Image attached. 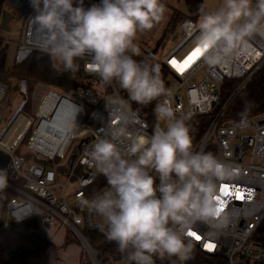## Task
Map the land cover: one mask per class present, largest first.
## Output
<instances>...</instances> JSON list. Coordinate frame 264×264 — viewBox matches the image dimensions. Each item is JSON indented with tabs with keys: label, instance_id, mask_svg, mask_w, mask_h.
<instances>
[{
	"label": "built area",
	"instance_id": "1",
	"mask_svg": "<svg viewBox=\"0 0 264 264\" xmlns=\"http://www.w3.org/2000/svg\"><path fill=\"white\" fill-rule=\"evenodd\" d=\"M7 1L26 12L15 56V64H19L41 49L35 27L29 22V0ZM98 2L85 0V5ZM196 24L197 18H184L168 51L147 60L159 64L160 72L169 68L163 80L172 91L170 103L177 116L206 119L194 149L213 152L236 166L237 171L231 179L218 182V188L226 185L231 193L224 196L219 192L227 217L219 221L221 226L197 224L193 231L201 238L187 237L193 245L190 259L181 262L175 257L163 261L156 258V264H264V106L234 107L264 69V35L253 36L245 50L220 64L210 66L198 58L181 73L170 60L183 62L194 50ZM141 34L152 40V29ZM161 36L162 32L156 39ZM77 63L79 69L70 73L78 85L71 91L50 86L33 107L29 82L20 79L17 93L22 99L0 128V171L6 172L5 189L12 193L0 211V236L15 232L27 243L6 246L5 260L0 264H31L28 259L52 247L62 230L64 240L72 232L81 243L79 264H125L117 248L95 246L87 235L102 232V221L82 209L79 200L82 196L91 198L107 187V183L98 185L106 178L95 171L88 152L106 131L105 97L117 94L126 101L133 116L147 125L149 134L157 123L155 105L164 98L136 105L115 83L102 87L88 67L87 56ZM7 91L0 83V102ZM2 120L0 114V124ZM237 192L242 199L236 198Z\"/></svg>",
	"mask_w": 264,
	"mask_h": 264
},
{
	"label": "clouds",
	"instance_id": "2",
	"mask_svg": "<svg viewBox=\"0 0 264 264\" xmlns=\"http://www.w3.org/2000/svg\"><path fill=\"white\" fill-rule=\"evenodd\" d=\"M39 47L63 71L75 72L86 56L101 86L114 83L129 100L155 105L151 134L130 105L117 94L105 97L108 123L88 156L107 187L79 206L98 216L100 230L114 241L125 264H156L190 259L189 232L199 224L220 227L218 182L231 179L236 166L211 151L195 150L188 116H177L159 64L137 61L139 33L165 17L162 0H29ZM194 49L207 65H217L245 50L253 36L264 35V0H220L200 9ZM197 58V59H198ZM8 186L0 171V190Z\"/></svg>",
	"mask_w": 264,
	"mask_h": 264
},
{
	"label": "trees",
	"instance_id": "3",
	"mask_svg": "<svg viewBox=\"0 0 264 264\" xmlns=\"http://www.w3.org/2000/svg\"><path fill=\"white\" fill-rule=\"evenodd\" d=\"M5 0H0V6ZM205 0H184L187 8V14L174 9L167 25L165 26V32L162 35L164 40H161L165 44L169 37H171L175 28L180 24V22L191 16L197 18L200 15V9L204 6ZM163 44V45H164ZM8 43H5L0 38V83L9 85L11 88L12 81L17 82L20 79H27L30 86V100H31V90L35 84H41L44 86H53L58 89L65 91H71L74 89L79 81L75 79L70 71H63L62 69L54 66L52 59L44 52L35 51L26 61L15 64L12 69L8 70L6 58H7ZM154 57V56H152ZM150 57V58H152ZM133 58H142L139 56H134ZM169 73V68L165 67L161 72L162 79ZM19 82V81H18ZM17 85L13 88L17 89ZM136 105H140L135 103ZM264 69L263 71L255 77V79L249 84L247 89L242 93L241 99L235 104V108H249L256 105L263 107L264 105ZM260 107V108H261ZM149 109V108H147ZM207 121L201 117H193L186 120V124L189 127L190 135L192 137L193 144L199 138L203 132ZM107 183L106 179L99 182V186ZM12 196V193L3 189L0 190V211L3 209L5 202ZM87 235L91 237L93 243H99L102 247H113L117 248L116 245L109 242L105 238V234L100 231L88 232ZM97 240V241H96ZM69 238L65 239L63 246L69 244Z\"/></svg>",
	"mask_w": 264,
	"mask_h": 264
},
{
	"label": "rangeland",
	"instance_id": "4",
	"mask_svg": "<svg viewBox=\"0 0 264 264\" xmlns=\"http://www.w3.org/2000/svg\"><path fill=\"white\" fill-rule=\"evenodd\" d=\"M219 2L220 0H205L204 7L210 8V9L215 8L219 4ZM178 8L182 12L184 13L186 12L187 8L183 0L179 1ZM3 10L9 11L13 16L11 19L8 20V25L10 27L9 30H5L0 27V38L5 43H8L6 63H7L8 70H10V67L12 69V67L15 65V56H16V51H17V46H18L17 43L19 42V39L21 36V30H22L26 12L20 10L19 8L15 7L13 4L5 0L3 4L0 6V21H1V15H2ZM168 15H169L168 13H165L164 19L159 24H156L152 28L153 34L151 35L152 36L151 41L146 40L145 36L142 35L141 33L138 34L135 42L137 43L140 49L141 54L139 55V57L146 58V59L152 56L162 57L168 51V49L174 44L173 36L180 33V24H178V26L175 28L174 34L168 38L165 44L161 42V40H164L162 39L163 35L159 37L158 40L156 39L158 38L161 32L162 33L163 31L165 32V29H166L165 26L168 23L166 21L167 20L169 21ZM199 17L200 15L197 17V22L199 20ZM53 64H55L54 61H53ZM17 82L12 81V86L15 87L17 85ZM6 87L8 90L7 94L3 98V100L0 102V114L3 117V120L0 124V128L4 127L7 124V122L10 120L11 116L13 115L16 106L19 104V102L22 99V97L17 93V89L13 87L11 88L9 85H6ZM49 88L50 87L41 85L39 83L35 84L31 90L30 106L33 107L38 102H40ZM18 121H20V119H18ZM12 130L13 128L11 129V131ZM23 150L26 151V148H24ZM12 233L15 234V236L13 234L7 233L0 237V260L3 262L5 260V249H4L6 247L5 244L6 243L9 244L17 240L16 233L15 232H12ZM64 234H65V231L62 230L60 234L57 236L55 240V245L57 246V248H55L56 250L52 251V248H48V250L43 253L44 255H42V257L36 264H76V262H78V258H79L78 256L80 255L79 252L81 250V243L76 239V237L74 236L72 232H68L67 235H68L70 243L64 247L63 246L59 247L60 244L65 243V240L63 239ZM89 240H90V243H92L95 246L100 245L98 242L93 243L91 241V237H89Z\"/></svg>",
	"mask_w": 264,
	"mask_h": 264
},
{
	"label": "snow or ice",
	"instance_id": "5",
	"mask_svg": "<svg viewBox=\"0 0 264 264\" xmlns=\"http://www.w3.org/2000/svg\"><path fill=\"white\" fill-rule=\"evenodd\" d=\"M200 52H201V50L197 47L183 60V62H178L175 59H172V60H170V63L174 68H176L178 71H180L182 73L187 67H189L191 65V63H193L198 58V56L200 55ZM219 192L224 196L231 195V193L227 190L226 185H221L219 188ZM236 198L242 199L243 196H242V194L237 192ZM216 199L218 202L217 212L219 213V212H222L224 210L225 201L221 198V195L217 196ZM189 236H193L197 240H199L201 238L199 235L196 234L195 231L189 232ZM207 247L212 248L213 245H208Z\"/></svg>",
	"mask_w": 264,
	"mask_h": 264
},
{
	"label": "crops",
	"instance_id": "6",
	"mask_svg": "<svg viewBox=\"0 0 264 264\" xmlns=\"http://www.w3.org/2000/svg\"><path fill=\"white\" fill-rule=\"evenodd\" d=\"M179 1L180 0H162V2L165 4V7H166V13H168L169 15V17H168V19L170 18V16H171V14H172V12H173V10L174 9H176V10H179L180 12H182L179 8H178V4H179ZM184 1V0H183ZM182 13H184V12H182ZM185 14H187V9H186V12H185ZM166 22H168V20L166 21ZM10 69H11V67H10ZM7 234V233H6ZM9 234H13V233H9ZM60 234V233H59ZM58 234V235H59ZM5 235V234H4ZM14 236H15V234H13ZM58 235H56V237H55V240H56V238H57V236ZM1 237V236H0ZM12 237V236H11ZM16 237H17V240L16 241H13L12 243H9V244H19V245H23V246H27V243L24 241V240H22L19 236H17L16 235ZM64 239V238H63ZM64 241V240H63ZM62 243V242H61ZM9 244H5V246H8ZM55 245V241H54V244H53V246ZM50 247V248H52V251H55L56 249L55 248H57V246L55 245L54 247ZM63 246V243L62 244H60L59 245V247H62ZM64 247V246H63ZM66 248V247H65ZM54 249V250H53ZM48 250V249H47ZM46 250V251H47ZM45 252V251H44ZM43 252V253H44ZM41 254L39 257H36V258H34V257H30L29 259H28V262H30L31 264H36L39 260H40V258L42 257V255H44V254ZM79 254H80V252H79ZM79 258H78V262H76V264H79V259H80V255L78 256Z\"/></svg>",
	"mask_w": 264,
	"mask_h": 264
},
{
	"label": "water",
	"instance_id": "7",
	"mask_svg": "<svg viewBox=\"0 0 264 264\" xmlns=\"http://www.w3.org/2000/svg\"><path fill=\"white\" fill-rule=\"evenodd\" d=\"M12 17L13 16H12V14L9 11L3 10L2 15H1L0 27L2 29L9 30L10 27L8 25V20L11 19ZM175 37H176V35L174 36V38ZM110 242L111 243H115L114 241H110Z\"/></svg>",
	"mask_w": 264,
	"mask_h": 264
}]
</instances>
